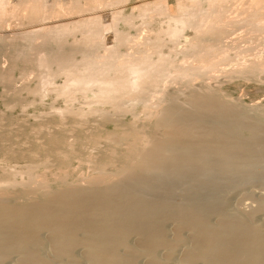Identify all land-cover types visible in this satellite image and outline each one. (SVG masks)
<instances>
[{
	"label": "bare ground",
	"instance_id": "obj_1",
	"mask_svg": "<svg viewBox=\"0 0 264 264\" xmlns=\"http://www.w3.org/2000/svg\"><path fill=\"white\" fill-rule=\"evenodd\" d=\"M8 1L0 0V16L9 4H21L30 28H36L25 34L30 38L44 32L58 43L75 31L84 37L77 51L71 47L61 53L57 46L30 62L33 70L43 71V85L52 83L50 67H59L64 82L56 94L63 104L70 107L78 93L85 101L86 109L75 111L77 118L97 115L116 126V114L130 115L141 106L148 120L134 119L129 142L123 128V135L106 133L107 140H100L106 146L83 162L91 169L87 177L67 180L72 160L77 161L68 151L59 162L49 160L58 167L54 188L34 172L41 166L37 163L21 166L19 181L6 174L0 180V264H264V105L242 110L216 85L204 84L218 75L264 74L263 44L255 53L264 43V0H175L174 16L165 12L170 0L143 1L131 7L137 19L145 25L158 15L164 22L139 41L116 30L119 22L132 23V16L121 12L127 0ZM103 12L110 14L108 24L102 22ZM240 29L244 35L233 37ZM185 31L193 37L185 38ZM109 33L114 44L107 46ZM254 40L260 41L255 45ZM244 42L255 46L241 48ZM194 80L200 82L196 90L189 87ZM166 84L178 85L173 88L180 89V102L173 98L177 88L165 94ZM95 106H110L113 120L105 110L91 109ZM253 184L263 191L253 206L230 205L228 192Z\"/></svg>",
	"mask_w": 264,
	"mask_h": 264
},
{
	"label": "rangeland",
	"instance_id": "obj_2",
	"mask_svg": "<svg viewBox=\"0 0 264 264\" xmlns=\"http://www.w3.org/2000/svg\"><path fill=\"white\" fill-rule=\"evenodd\" d=\"M46 1H51V0H46ZM143 1L149 3V2H152L155 0H127L124 3V5L121 8L122 9L121 12H122L124 17L132 16V20H131L132 23L130 26L127 27V25H125L123 22H119L116 26V30L118 33L128 34L129 36L128 35L127 36L129 38L130 37H131V39L135 38V40L138 39V41H139V40H142L144 37H146L148 35L149 31H151L149 33H154L159 29V27H160L159 25H161L164 22L163 16L158 17V15H156V16H154V18L152 19L151 22H149L148 24H145V25H143L141 23L140 18L137 19V12H136V10H134L131 7L137 6V5H139L138 3H141ZM174 1L175 0H170V1H168L169 3L166 2V4H165V6H166L165 12L169 16H174L176 14ZM8 3H11L13 5V4H15V0H9ZM10 7H11V9H10ZM13 7L10 6V4L7 7L11 10L10 11L8 9L5 11L4 16L8 15L7 17L4 18L3 14H2V16H0V20L5 19V20H1V21H2V25H3V23H5V25L3 26V29L5 28V30H6V31L2 30V25L0 26V35H1L0 36V39H1L0 44L3 45L2 47H0V75H1V77H0V164H1L0 165V180H2L4 178V176L7 174V176L15 175L14 180L19 181V173L24 171V168L22 169V167H24V164L26 167H28V166L32 165V163L34 165L37 163L36 165H41V166L39 168H37L36 170L34 169L35 170L34 172L37 174V176L41 175L40 177L45 178L44 180L47 181L48 184H50L52 188H54L56 186V184H55V180L53 179L54 177L52 178V175L56 176V174L58 172V169H57L58 167L56 165H55L56 167L51 166L52 164L49 163V160H52V158H54V159L56 158V161H57V159L60 160L62 157H64L62 154L68 155L70 153L71 156L75 155L74 157L77 158V159L76 158L75 159L81 165L79 166V164H77V161L74 162L75 160L74 161L72 160V167L69 168V170H67V172H66V174L68 175L67 180L68 181H75V180H78L80 178V176L81 177H87V176H89V174H91V169L87 165H85V164L83 165V162H84V160L86 161V160L92 158V156L96 152V149H99V148L101 149V148L106 146L103 144V142L100 143L103 138L104 139L108 138L107 136H105L106 133L113 132L114 135H120V134L123 135L126 132H128L129 136L126 135L125 138H127V137L130 138V135H131L130 132H133L132 129L135 128L136 121H137V123H139L143 120V122L146 123L148 119L143 115V110H141L142 109L141 106H136V107L132 108L133 110L130 114V115H132L131 117H130L129 113H123V114H120V116H118L116 114V118H117L116 119V126H114L113 123L108 124L107 121H106L107 124H106V122L103 123L104 121L103 120L101 121L100 118L95 119L97 115H92L93 117L91 116L90 119L88 116H87L88 117L87 119L86 118L85 119L77 118L78 117L76 115L77 110H80V108L86 109V106L84 105L85 101L82 98V95L80 94L81 96H79L78 95L79 93H78L75 96L74 103L70 106L71 109H70V107H68V106L66 107V105H64L65 104L64 98L62 96L60 98L59 95L56 94L58 88L61 86L62 82H64V79H63V76L61 75L59 67H57V65H55V64H54L55 66L52 65L50 67L49 74H51L52 78L50 77V79H52V83L48 84V85H43L41 83L43 81H42V79H40V77L41 78L43 77L42 76L44 74V73H42L43 71L41 69L38 70L37 68H36V70H33L34 67H36L34 65L35 63L33 64L30 62L31 61L33 62L34 60L36 61L37 58L40 57V55L48 54L50 50L55 51L56 50L55 48H57V46H59L58 48H61V53L65 50H67L68 48H71V47L72 48L75 47V49L77 51V48L80 49V47L84 45V44H82V43H84V37L80 35L81 32L75 31V32L70 33L69 34L70 36L67 35L65 40H62L61 42H58V43L56 42V40L54 42V40H52V39L49 40L48 38H46L44 32L34 34L30 38V35H25V34L31 30L36 29V28H30V27H32L31 23L29 25L30 15L26 14V12H24L23 10L20 9L21 4H19V5L16 4V6L14 8ZM12 8L13 9L16 8L15 11L17 13ZM14 13H16V14L14 15ZM128 14H130V15H128ZM12 15H14V16L12 17ZM109 15L110 14L108 12L102 13L103 24H108L110 22L109 21V19H110ZM135 16H136V18H135ZM8 17H9V19H8ZM8 20H9V22H8ZM6 22L8 23V25H6L7 24ZM141 24H142V26H141ZM243 31L244 30H242V29H240V31H236L235 34L233 33V35H234L233 37L236 38L237 36H240L242 34L244 35V33H242ZM23 33H24V35H22ZM41 33H43V34H41ZM7 35H9V36H7ZM18 35L20 37H18ZM25 36L28 37V41L30 40V42H28V43H30V45H28V43H26L27 40L24 41V39L26 38ZM71 36L73 37V39L71 38ZM112 36L113 35L111 33L106 35L107 46L114 44V42L112 40ZM184 36H185V38L190 39L193 37V34L190 31H185ZM231 36H230V38H231ZM40 37H42L41 40L45 41V42H41V40L39 41L38 39H40ZM82 37H83V39H82ZM16 38L17 39L21 38L22 40H20V39L17 40ZM34 38L36 39L35 42L33 41ZM238 38L239 37H237V39ZM31 39H32V43L34 42L36 45L34 43L33 44L31 43ZM9 40H10V42H9ZM47 40H48V43H47ZM75 40H77V41H75ZM4 41H5V43H4ZM18 41L22 42V43H20L22 46L20 44H18ZM258 41H260V40H257V41L254 40L253 42H255L254 44L256 45L258 43ZM40 42H41V44H40ZM53 42H54V45L52 44ZM62 42H64V43H62ZM253 42H251L250 44L247 42H246L247 43L246 44L244 42L243 44L241 43L240 46H242L241 48H246L247 45L249 44L250 46H248V47H250V50H252L251 47L255 46L253 44ZM50 43H51V45H50ZM72 43H75V44H72ZM179 43H180V45L183 44L182 41H180ZM258 44L259 45H256L255 47L258 48V46H260L261 44H263V45H261L260 48L264 47V43L260 42ZM4 45H6V46H4ZM13 45H15V48ZM38 45L42 46V47L40 46L41 52H39L40 48ZM60 45H62V47ZM16 46H18V47H16ZM25 46L28 49L30 48L32 54H30V50H28L29 52L27 51ZM44 46H45V48H44ZM3 47H6V48H3ZM36 48L38 49V52H37ZM254 48H253V50H254ZM43 49H46V50H43ZM42 50L44 52H42ZM123 50L124 49L122 48V46H120L119 51L121 53H123ZM262 50H264V48ZM14 51H15V54H14ZM22 51L25 54H23ZM166 51H167V49L164 50V53H166ZM258 51L260 52L261 49L258 48V50H255V53ZM35 52H37L36 56L34 55L36 58L34 56H32L33 54H35ZM253 52L254 51H251V54ZM12 54H14V56ZM27 54H30V56H32L34 59L32 57L29 58L30 56H28ZM16 55H19L20 57L16 56ZM26 55H27V57H26ZM16 57H18V58H16ZM23 57H25V58H23ZM14 58H16V59H14ZM19 58H21L22 61H24V62H22L21 59H19ZM25 59H28L29 61L25 60ZM79 59L80 58H79L78 54H76L75 60L79 61ZM177 60H179V57L177 58ZM32 65H34V66H32ZM228 66L230 67V65H227L226 69L227 68L229 69ZM31 67H33V68L31 69ZM12 68H14V69H12ZM9 69L10 70L12 69V70L10 71ZM57 69H58V71H57ZM28 71H30V72H28ZM40 73H42V75ZM55 73H57V74H55ZM18 75H20V76H18ZM52 75H56V76H52ZM226 76H228V77H226ZM226 76L224 77V75H222V77H221V75H218V76H215L214 78L206 79L204 84L210 85V86L216 85V87H218V89H219V93L220 94L223 93L222 95H224V97L227 99L228 103H231V105H236V106L240 107L242 110L245 109L246 107L251 108V105H252V107L258 106V107L262 108L261 106L264 105V74L257 76V78L256 77L255 78H244V77H242L241 79H240L241 76H238V77L236 76L237 78H235V76L231 77L230 75H226ZM198 81L199 80H194L193 82H191L189 84V87L192 88V90H196L197 84L200 83ZM168 84H170V83H168ZM166 85H165V87L162 88V90L166 91L165 94L167 93V91H169L168 94L170 93V91L174 92L173 90H175L178 87L177 84H175L177 86L175 89L173 88V87H175L174 84L167 85L168 87ZM169 87L173 88V89H170ZM39 89H40V91H38ZM51 90H52V92H51ZM175 91H176V94L173 96V98L178 99V101L182 100V99H180L182 94L181 95L179 94V92H181L180 89L177 88V90H175ZM62 98H63L64 102H63ZM182 98H183V95H182ZM89 99H91V95H87V100H89ZM83 106H84V108H83ZM104 107L95 106V107H91V109L101 110L103 112L105 110V113L107 112L106 115H108L107 117H109V115L112 114L110 117L114 118L115 113L112 110V108L110 111V106H107V107L104 106ZM9 108H10V110H9ZM125 108L127 109V107H125ZM63 109H64V111H62ZM70 110L72 113L69 112ZM56 111L59 114L55 113ZM60 111H62L61 112L62 114L60 113ZM66 112H67V114H66ZM72 114L73 115L75 114V117L77 119L73 118L74 116ZM126 114H128V115H126ZM59 115H61V116H59ZM70 116L71 117L73 116V117L71 118ZM135 116H136V118H135ZM113 118H112V120H113ZM74 119H76V120H74ZM81 125H82V128H81ZM98 127H99V129H98ZM97 129H98V131H97ZM112 129H114L115 131L114 130L112 131ZM121 129L125 133H123ZM124 129L129 130V131H126ZM86 131H88V132H86ZM83 132H86L87 134H83ZM120 132H122V133H120ZM82 134L84 135V137ZM95 135L97 137H95ZM47 136L49 137V139ZM73 137H75V138H73ZM45 138H47V139H45ZM129 138L126 139V142L130 141ZM58 139H60V140H58ZM48 140H49V143H47ZM106 140L104 141V143H108ZM52 141L55 142V146H54V143ZM68 141H69V143H68ZM96 141H98L99 143L97 144ZM42 142H46L47 145L45 143H43V145H42L41 144ZM92 144H93V146H92ZM94 145L97 148H95ZM90 146L95 148V150L93 148L91 149ZM74 149H75V151H74ZM90 150L92 153L89 152ZM55 151H57V152H55ZM88 155H89V157H88ZM84 157L87 159H85ZM37 158H39V159L37 160ZM43 159H44V161H43ZM39 161H41V162H39ZM57 162H59V161H57ZM3 163H7V164L9 163V164L7 165V164H3ZM104 163H106V162H104ZM45 164H46V167L45 168L42 167ZM85 166H87L89 169H87V167L85 168ZM41 167L44 169H42ZM47 167L49 169L50 168L51 169L48 170ZM76 167H78V168L76 169ZM71 170L72 171L74 170V171L72 172ZM2 172H3V174H2ZM43 173H44V175L42 176ZM253 185H251L250 187L245 186L242 188H237V191L235 190V191L228 192V195H227L228 199L229 200L231 199L229 201L230 205H232V206L234 205V207L236 206L237 208L244 209V210H247L250 205L253 206L254 204L251 203V202H253V199L255 197H257L258 194H263V191L261 190L260 187L256 186V184H253ZM255 193H257V194L255 195ZM229 196L231 198H229ZM250 198L252 199V201L250 200Z\"/></svg>",
	"mask_w": 264,
	"mask_h": 264
}]
</instances>
